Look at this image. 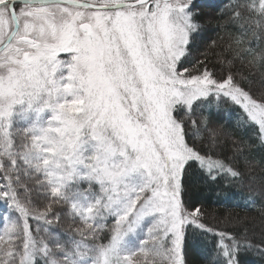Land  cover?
<instances>
[{"label": "snow or ice", "instance_id": "obj_1", "mask_svg": "<svg viewBox=\"0 0 264 264\" xmlns=\"http://www.w3.org/2000/svg\"><path fill=\"white\" fill-rule=\"evenodd\" d=\"M206 19L192 0H0V200L18 213L3 226L0 264H187L188 229L216 234L186 202L188 170L198 162L209 181L243 186L246 149L193 116L230 102L264 148V0L228 18L238 35L219 73L206 53L191 67L182 59ZM249 32L257 47L244 46ZM236 59L260 71L259 93ZM20 172L84 226L63 241L34 236L30 217L51 224L60 213L21 198ZM259 196L264 212V187ZM219 237L223 264H240L243 249L264 255V240Z\"/></svg>", "mask_w": 264, "mask_h": 264}, {"label": "trees", "instance_id": "obj_2", "mask_svg": "<svg viewBox=\"0 0 264 264\" xmlns=\"http://www.w3.org/2000/svg\"><path fill=\"white\" fill-rule=\"evenodd\" d=\"M196 2L195 6L204 7L202 9L207 19L204 21L202 31L194 33L195 42L190 45V54L186 58H182L184 67H191L197 60L204 61L205 55L203 54L206 53L209 67L214 65V71L219 73L226 67V61L232 58L224 52V49L230 43L231 38L238 35L239 23H229L228 18L236 20L238 13L243 15V5L251 3L252 0H196ZM221 13L224 14L223 18H221ZM217 19H221L222 24L228 23V27H218ZM213 40L217 42L218 46L208 48L207 46ZM245 40V47L250 45L257 47L258 45V41L252 38L251 32L248 33ZM235 66L234 71L239 70L250 75L259 93V89L262 87L260 71L255 67L250 68L247 62L240 59L235 60ZM202 114L210 116L208 125L210 128L222 129L225 141L239 139L242 142V147L246 149L240 158L242 166L240 170L248 177L243 186L239 182H229L224 178L216 182L209 181L201 174L202 170L198 162L195 167L188 170L186 177V202L190 206H199L202 209L206 226L213 227L216 233L214 235L193 228L188 229L187 264H223V256L215 250V245L220 240V232L227 231L229 236H247L254 243L264 240V212L261 210V197L259 196L260 189L264 187V148L259 145L254 130L241 121V112L238 107L230 102L213 106L211 109L203 105L197 106L193 120H198ZM16 126H18L17 122ZM191 127L195 129L196 125L192 124ZM192 135L199 143L200 134L193 132ZM207 135L208 133L205 132L204 136ZM231 148L233 146L226 143L225 151L229 155ZM0 174L2 175V173ZM19 183L27 189L26 196L29 198H35V195L37 198L38 195L41 197L45 195L43 189H38L35 185V177L31 173L24 175L23 172H20ZM83 186L86 187V185ZM7 205L9 206V203ZM56 206L59 209L54 211L59 212L60 215L59 218H56V215L48 217L47 219L52 221L51 224L29 218L33 235L37 238L45 237L48 233H55L63 241L68 239L67 233L70 229L74 230L77 226L83 227L81 222L78 223L77 218L70 217L72 228H69L64 215L67 214L68 209ZM3 211L8 215V219H15L18 215L10 207L4 208ZM0 213L3 212L0 210ZM59 221H63V223L60 224ZM112 223L111 219L107 221L109 226ZM37 224H39L38 232ZM45 228L48 229L47 232L44 231ZM77 239H79L78 236ZM239 260L240 264H264V255L254 249H243L240 252Z\"/></svg>", "mask_w": 264, "mask_h": 264}, {"label": "rangeland", "instance_id": "obj_3", "mask_svg": "<svg viewBox=\"0 0 264 264\" xmlns=\"http://www.w3.org/2000/svg\"><path fill=\"white\" fill-rule=\"evenodd\" d=\"M192 3L195 5V3H197L196 2V0H192ZM198 7H200V8H204V7H201V6H198ZM66 74V73H65ZM259 90H261V88L259 89ZM32 116V115H31ZM33 117H30V118H28L25 122L23 121V118H20V119H18L16 122H17V124H18V126H21V127H25V126H27V124H28V121L29 120H31ZM214 127V126H213ZM215 128H218V127H215ZM219 129V128H218ZM1 175V174H0ZM5 183V181H3V180H0V187H3V184ZM17 190L20 192V194H21V198H23V199H25V202H27L28 200H30L31 201V206L32 207H35V208H37L38 210H40V211H43L44 210V208H46L48 205H49V203H52V207L54 208V210H58L59 208L56 206V204L54 203V202H51V198H50V195L49 194H47V193H45V195H42V197H41V195H38L39 197L37 198L36 197V195H35V198L33 197V198H29V197H27L26 196V194H27V192H26V190H25V188H23V186L19 183L18 185H17ZM8 204V202L7 201H5V200H0V210H1V212H3V213H0V228L2 227V230H3V226H4V224H5V222H6V219H8L9 217H8V215L3 211V209L4 208H8L9 206L7 205ZM66 208V207H65ZM65 215V218H66V225L69 227V228H72L71 226V219H70V216L69 215H67V214H64ZM18 216V215H17ZM51 216V215H50ZM50 216H48V217H50ZM57 218V217H56ZM77 219L79 220L78 221V223L79 222H81L80 221V219L77 217ZM49 221H51V220H49ZM149 221L148 220H146L145 221V225H144V233H146V230H147V226H148V223ZM59 223L60 224H62L63 223V221H59ZM59 225V224H58ZM82 226H84V225H82ZM2 235V233L0 232V236ZM145 238V236H144V234L142 233L141 235H140V239H144Z\"/></svg>", "mask_w": 264, "mask_h": 264}, {"label": "flooded vegetation", "instance_id": "obj_4", "mask_svg": "<svg viewBox=\"0 0 264 264\" xmlns=\"http://www.w3.org/2000/svg\"><path fill=\"white\" fill-rule=\"evenodd\" d=\"M66 56H67V54H65V53H61V54H60V57H61L62 59H65Z\"/></svg>", "mask_w": 264, "mask_h": 264}]
</instances>
